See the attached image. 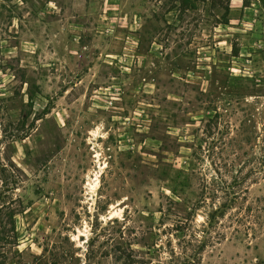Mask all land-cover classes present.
Here are the masks:
<instances>
[{"label":"rangeland","instance_id":"374dc122","mask_svg":"<svg viewBox=\"0 0 264 264\" xmlns=\"http://www.w3.org/2000/svg\"><path fill=\"white\" fill-rule=\"evenodd\" d=\"M228 2L0 0V264H264V12Z\"/></svg>","mask_w":264,"mask_h":264},{"label":"crops","instance_id":"0c3cea01","mask_svg":"<svg viewBox=\"0 0 264 264\" xmlns=\"http://www.w3.org/2000/svg\"><path fill=\"white\" fill-rule=\"evenodd\" d=\"M228 23L231 27H238L236 21H241L245 16L253 11L260 15L264 12V3L262 0H229L228 2ZM234 21V22H233Z\"/></svg>","mask_w":264,"mask_h":264},{"label":"trees","instance_id":"16d2710c","mask_svg":"<svg viewBox=\"0 0 264 264\" xmlns=\"http://www.w3.org/2000/svg\"><path fill=\"white\" fill-rule=\"evenodd\" d=\"M226 13H228V8H227ZM224 23H227V22H224ZM233 53H234V55H237V51H236V50H234ZM25 136H27V133L23 134L22 136H20V137H18V138H21V139H22V138H24ZM2 168H3V170H4V167H3V166H2Z\"/></svg>","mask_w":264,"mask_h":264}]
</instances>
